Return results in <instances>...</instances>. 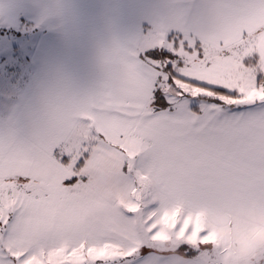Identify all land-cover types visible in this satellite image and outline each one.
Here are the masks:
<instances>
[{
  "label": "snow or ice",
  "instance_id": "1",
  "mask_svg": "<svg viewBox=\"0 0 264 264\" xmlns=\"http://www.w3.org/2000/svg\"><path fill=\"white\" fill-rule=\"evenodd\" d=\"M188 20L106 53L102 91L0 125V264H186L215 241L186 198L264 159V0H200Z\"/></svg>",
  "mask_w": 264,
  "mask_h": 264
},
{
  "label": "crops",
  "instance_id": "2",
  "mask_svg": "<svg viewBox=\"0 0 264 264\" xmlns=\"http://www.w3.org/2000/svg\"><path fill=\"white\" fill-rule=\"evenodd\" d=\"M25 1L0 0V38L19 40L17 33L22 34V18L28 8ZM172 2L65 0L67 12L59 22L41 19L36 6H31L37 12L33 25L46 26L48 30L26 37L35 43L32 50L12 51V62L21 59V69H16V79L8 88L15 93L5 95L9 102L3 100L4 105H1L0 99V125L27 121L49 95L79 99L102 91L108 79L106 53L114 48L134 47L142 32L193 27L192 20L174 26L168 7ZM2 53L0 65L5 64L2 61L9 56L6 49H0ZM2 73L0 70V82L4 78Z\"/></svg>",
  "mask_w": 264,
  "mask_h": 264
},
{
  "label": "clouds",
  "instance_id": "3",
  "mask_svg": "<svg viewBox=\"0 0 264 264\" xmlns=\"http://www.w3.org/2000/svg\"><path fill=\"white\" fill-rule=\"evenodd\" d=\"M199 5L198 0H173L168 7L174 26H180ZM36 8L53 22L67 12L65 0H40ZM134 164L138 166L139 159ZM135 181L133 173L129 182ZM124 183L104 176L100 188L109 200H118ZM185 206L202 213L207 229L216 233L215 241L199 246L193 257L177 251L186 264H264V159L256 157L225 175L207 177L198 191L188 195Z\"/></svg>",
  "mask_w": 264,
  "mask_h": 264
},
{
  "label": "rangeland",
  "instance_id": "4",
  "mask_svg": "<svg viewBox=\"0 0 264 264\" xmlns=\"http://www.w3.org/2000/svg\"><path fill=\"white\" fill-rule=\"evenodd\" d=\"M40 2V0H26L25 4L28 6V8H26L25 12H24V16L22 19H24L22 22V26H21V30H22V34L21 33H17L19 34V40H16L13 37H10L9 39L6 37L0 38V49H6L8 50V58L7 60H3L2 62L5 64H1L0 65V70L4 73V78L3 80L0 82V99H2V104L4 105V101L9 102V98H5V95L7 94L8 96L13 95L15 92L13 89H9V86H13L12 82L15 81L17 73H16V69L17 71H19L21 68V64L20 61L21 59H14V61L12 62V51H16V50H32L35 43L30 41L29 39H27L26 37L33 33V34H38V33H44L47 32L46 30L47 27L46 26H37V25H33V20L35 19V17L37 16V12L35 10L32 9L31 6L35 5L37 6V4ZM37 9V8H36ZM41 19L45 18V16L43 14H40ZM4 31V30H3ZM34 31V32H33ZM1 32V31H0ZM157 31H153L149 29V32H142V35L138 38V41L136 42L135 46L143 43L148 35L152 34V33H156ZM5 33V32H4ZM14 36V35H11ZM12 39V40H11ZM4 52V51H3ZM3 56V53L0 54V56ZM5 58V57H4ZM3 58V59H4ZM1 61V60H0ZM16 61V62H15ZM7 64V65H6ZM27 64V62H26ZM2 73V74H3ZM14 92V93H13Z\"/></svg>",
  "mask_w": 264,
  "mask_h": 264
}]
</instances>
